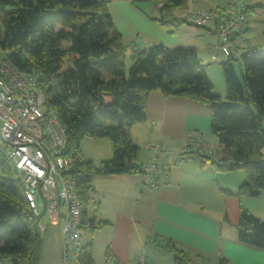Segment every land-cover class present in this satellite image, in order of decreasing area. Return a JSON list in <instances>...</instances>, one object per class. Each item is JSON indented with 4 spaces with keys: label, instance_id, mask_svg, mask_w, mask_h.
Here are the masks:
<instances>
[{
    "label": "trees",
    "instance_id": "trees-1",
    "mask_svg": "<svg viewBox=\"0 0 264 264\" xmlns=\"http://www.w3.org/2000/svg\"><path fill=\"white\" fill-rule=\"evenodd\" d=\"M161 2V14L151 19L175 33L183 21L172 13L185 7L186 0ZM0 28V49L17 69L37 74L65 126L68 149L79 150L85 137L109 141V159L97 165L82 160L74 166L72 176L83 204L95 175L141 171L135 162L139 147L128 130L145 120L146 100L153 90L203 104L220 152L213 158L202 155L201 160L214 171H243L237 195L264 191V49L246 47L237 59L219 63L223 100L213 93L193 47L159 43L138 49L126 71L123 38L113 25L107 0H0ZM231 60L237 61L240 78ZM100 225L93 223V228ZM237 231L241 241L264 247V216L239 207ZM39 243L37 218L0 140V261L36 264ZM147 243L169 252L173 264L190 260L188 252L168 238L155 235ZM77 261L93 264L90 246H82Z\"/></svg>",
    "mask_w": 264,
    "mask_h": 264
},
{
    "label": "crops",
    "instance_id": "crops-1",
    "mask_svg": "<svg viewBox=\"0 0 264 264\" xmlns=\"http://www.w3.org/2000/svg\"><path fill=\"white\" fill-rule=\"evenodd\" d=\"M250 2L253 8L249 13L264 12V0ZM212 3L210 8L200 7L214 10L225 5L226 0ZM161 6V0H107L113 25L125 37L123 46L131 57L134 50L127 44L132 40H136L141 50L159 43L170 48L187 43L197 49L201 38L209 37H214L218 45L217 35L206 34L202 27L194 25L195 28L181 31L184 29L181 26L193 25L182 19L175 33L163 29L151 19L161 14ZM188 7L200 8L195 7L194 0H186L183 11ZM174 11L173 16L179 18L181 12ZM248 16L245 30L233 38L239 51L264 46V37L248 39ZM238 37L240 43H235ZM205 46H210L209 41L202 45ZM145 110V120L131 125L128 130L129 138L139 147L137 163L156 152V145L160 156L164 148L177 153L187 145L190 132L203 136L209 129L207 108L185 97L163 96L153 90L148 94ZM203 141L205 146L188 144L189 159L171 167L164 183L154 189L144 185L146 177L142 170L93 177L83 204L80 232L83 246L91 248L93 264H137L141 256L144 264H173L169 252L147 243L155 235L172 240L178 248L188 252L192 264H264V247L241 241L237 231L239 207L258 217L264 214V191L256 197L240 193L242 197L238 198L235 192L245 177L235 171H214L208 162L202 161V155L213 158L220 152L218 142ZM94 143L93 160L81 146L79 152L83 161L97 165L111 157V150L109 141L103 138ZM223 190L230 193L225 194ZM42 222V230L37 226L40 243L36 264H62V223L53 224L48 216H44ZM93 223L102 225L93 228ZM72 261L79 264L77 259ZM0 264L9 262L0 261Z\"/></svg>",
    "mask_w": 264,
    "mask_h": 264
},
{
    "label": "built area",
    "instance_id": "built-area-1",
    "mask_svg": "<svg viewBox=\"0 0 264 264\" xmlns=\"http://www.w3.org/2000/svg\"><path fill=\"white\" fill-rule=\"evenodd\" d=\"M253 8L250 0H226L216 9L187 8L181 19L199 27L206 34L218 37V53L210 55L211 61L224 57L237 59L239 50L233 38L245 30L247 16ZM134 53L139 46L132 44ZM0 140L6 145V154L12 163L24 198L37 226L42 230V219L61 222L60 251L62 264L77 259L83 246L81 223L83 202L80 200L72 171L82 161L78 149L70 151L66 143V129L48 98L39 86L35 72L17 69L7 54H0ZM188 144L205 146L201 134L190 132L187 145L175 153L164 148L161 156L154 152L138 162L145 175V186L157 188L164 183L169 169L189 159ZM141 256L137 264H144ZM182 264H192L190 260Z\"/></svg>",
    "mask_w": 264,
    "mask_h": 264
},
{
    "label": "rangeland",
    "instance_id": "rangeland-1",
    "mask_svg": "<svg viewBox=\"0 0 264 264\" xmlns=\"http://www.w3.org/2000/svg\"><path fill=\"white\" fill-rule=\"evenodd\" d=\"M212 1H215L218 3L225 2V0H194V5H195V7L204 6V7L210 8V7H212V4H213ZM178 12H181V15H182V13L184 11H183V9L181 11H179V9L174 11V13H176V14ZM181 15L179 17L180 19H181ZM248 21H249V32L247 35L248 39H249V37H253L251 39L261 37V39H262V37H264V12H262V13H259V12L249 13ZM195 27L196 26H194V25H183V26H181V28H184V29H181V31L182 30L188 31L189 28H195ZM186 31H184V33ZM0 32H2V28H0ZM180 34H182V33H180ZM122 38H125V37L122 36ZM239 38L240 37L237 38L235 43H237V42L240 43L241 38L240 39ZM133 39H134V37H133ZM208 41H209L210 46L208 48H207V46L202 47V45H206ZM134 43L136 45H139V44H137L136 40L130 41L127 45H130V47H131L132 44H134ZM201 44H198L199 47L197 46V49H196L197 53L199 55V58L202 61L201 67L211 81V84L213 86L212 87L213 93L219 95L220 98L224 100L225 99V85H224L223 76L221 73V68H220L219 63L222 61H225L226 57H224L221 53H219V60H217V61H211L210 60V58H209L210 53H218L216 40L214 37H209V38H205V39L201 38ZM189 45L190 44L184 43L183 45H180V46L189 47ZM198 49H199V51H198ZM262 49H264V46H262ZM1 53H2V50L0 49V54ZM125 54H126L125 70L127 71V69L129 68V66L131 65V63L133 61V57H131L129 55V50H127V49L125 50ZM231 63L233 65V67L235 68L237 76L240 78V72L238 69L237 61L231 60ZM203 136H204L203 139H205L208 143H210L209 142L210 139L214 140V142L217 143L215 137L211 134L209 129H207L203 133ZM102 138L108 142V139L106 137H98V138L85 137V138H83V140L81 142V148L84 152H86V154L88 153L90 155L89 159H91L93 157V150H95V148H94L95 140H101ZM99 146H101V144ZM210 150H211V148H210ZM205 152H207V151L205 150ZM92 160H93V158H92ZM235 172H239L236 174H240L241 176L245 177V174L243 171L237 170ZM242 181H244V179L241 180V183H242ZM236 192H235V194H236ZM244 193L247 194L246 192H244ZM236 196H237V194H236ZM239 197H242V195L238 194V198ZM254 197H256V196H254ZM263 216H264V214H261L259 217L258 216L257 217L262 218ZM72 264H77V263H76V261H72Z\"/></svg>",
    "mask_w": 264,
    "mask_h": 264
}]
</instances>
